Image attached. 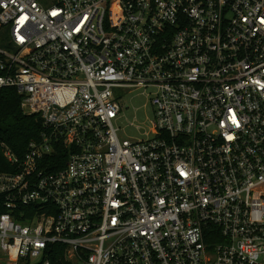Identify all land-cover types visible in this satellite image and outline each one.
<instances>
[{
  "label": "built area",
  "instance_id": "built-area-1",
  "mask_svg": "<svg viewBox=\"0 0 264 264\" xmlns=\"http://www.w3.org/2000/svg\"><path fill=\"white\" fill-rule=\"evenodd\" d=\"M0 28L43 123L3 143L0 264H264V0H0Z\"/></svg>",
  "mask_w": 264,
  "mask_h": 264
},
{
  "label": "trees",
  "instance_id": "trees-1",
  "mask_svg": "<svg viewBox=\"0 0 264 264\" xmlns=\"http://www.w3.org/2000/svg\"><path fill=\"white\" fill-rule=\"evenodd\" d=\"M4 32L0 28V41ZM43 131L42 119L38 114L26 113L22 107V96L14 87L0 89V171L14 170L4 154L3 143L14 154L22 157L29 142L38 139ZM65 152L63 156H65ZM6 210L3 196L0 195V214ZM60 249V248H59ZM35 264V263H21ZM52 264H70L63 253L53 257Z\"/></svg>",
  "mask_w": 264,
  "mask_h": 264
},
{
  "label": "rangeland",
  "instance_id": "rangeland-1",
  "mask_svg": "<svg viewBox=\"0 0 264 264\" xmlns=\"http://www.w3.org/2000/svg\"><path fill=\"white\" fill-rule=\"evenodd\" d=\"M0 47H5L4 42L0 41ZM148 103L146 96L141 91H136L125 99V105L129 108L125 110L122 119L117 122L121 127L119 136L121 139L134 140L143 137L136 129V125H144L148 119L153 118V110Z\"/></svg>",
  "mask_w": 264,
  "mask_h": 264
}]
</instances>
